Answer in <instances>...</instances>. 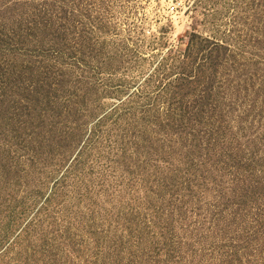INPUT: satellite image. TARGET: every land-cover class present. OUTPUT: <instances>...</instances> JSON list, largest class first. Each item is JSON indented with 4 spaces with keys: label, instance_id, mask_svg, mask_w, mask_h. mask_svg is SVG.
I'll return each mask as SVG.
<instances>
[{
    "label": "rangeland",
    "instance_id": "obj_1",
    "mask_svg": "<svg viewBox=\"0 0 264 264\" xmlns=\"http://www.w3.org/2000/svg\"><path fill=\"white\" fill-rule=\"evenodd\" d=\"M0 264H264V0H0Z\"/></svg>",
    "mask_w": 264,
    "mask_h": 264
}]
</instances>
